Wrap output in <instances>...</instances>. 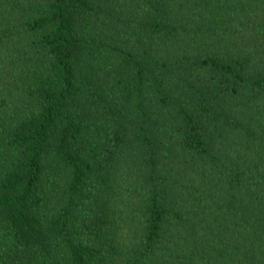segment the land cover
<instances>
[{
	"label": "trees",
	"instance_id": "trees-1",
	"mask_svg": "<svg viewBox=\"0 0 264 264\" xmlns=\"http://www.w3.org/2000/svg\"><path fill=\"white\" fill-rule=\"evenodd\" d=\"M0 264H264V0H0Z\"/></svg>",
	"mask_w": 264,
	"mask_h": 264
}]
</instances>
